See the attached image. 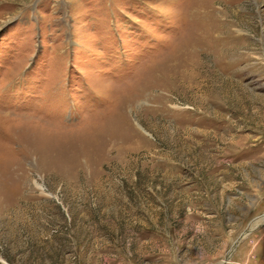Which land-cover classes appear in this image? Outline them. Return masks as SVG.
Segmentation results:
<instances>
[{
    "label": "rangeland",
    "instance_id": "374dc122",
    "mask_svg": "<svg viewBox=\"0 0 264 264\" xmlns=\"http://www.w3.org/2000/svg\"><path fill=\"white\" fill-rule=\"evenodd\" d=\"M228 167L264 185V0H0V264H264Z\"/></svg>",
    "mask_w": 264,
    "mask_h": 264
},
{
    "label": "crops",
    "instance_id": "0c3cea01",
    "mask_svg": "<svg viewBox=\"0 0 264 264\" xmlns=\"http://www.w3.org/2000/svg\"><path fill=\"white\" fill-rule=\"evenodd\" d=\"M228 170H229V174L228 176L231 177V178H228L227 182H224V187H222V189H220V196L222 199L225 200L226 198V201L227 202H230L232 201L233 199L232 198H237V199H240V200H244L245 198H248L250 196H252L253 198V195L254 194H258L259 192H262L261 194H263V190L261 191L260 189L264 186V185H261V184H256V187L253 189L255 191V193H250L252 191H248L246 190L245 186L244 185H236L238 184V180L237 178H235V175L231 173V171H233L230 167H228ZM229 184V185H228ZM232 184H235V191L236 192H233V191H228L227 188H231L230 185Z\"/></svg>",
    "mask_w": 264,
    "mask_h": 264
},
{
    "label": "water",
    "instance_id": "95a60500",
    "mask_svg": "<svg viewBox=\"0 0 264 264\" xmlns=\"http://www.w3.org/2000/svg\"><path fill=\"white\" fill-rule=\"evenodd\" d=\"M250 231H251L250 228H249V229H246V230L241 234V236H240V237L234 242L232 248L229 250V253L227 254V258H229V257L232 255V253L234 252L235 248L237 247V245H238L240 239H241L242 237H244L245 235H247L248 233H250Z\"/></svg>",
    "mask_w": 264,
    "mask_h": 264
}]
</instances>
